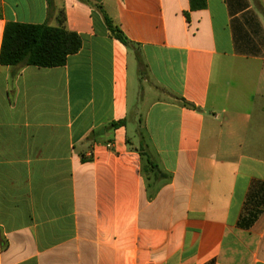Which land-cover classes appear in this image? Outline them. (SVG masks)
I'll return each mask as SVG.
<instances>
[{"label": "crops", "instance_id": "obj_1", "mask_svg": "<svg viewBox=\"0 0 264 264\" xmlns=\"http://www.w3.org/2000/svg\"><path fill=\"white\" fill-rule=\"evenodd\" d=\"M89 1L0 0L82 40L0 64V264H264V0Z\"/></svg>", "mask_w": 264, "mask_h": 264}, {"label": "trees", "instance_id": "obj_2", "mask_svg": "<svg viewBox=\"0 0 264 264\" xmlns=\"http://www.w3.org/2000/svg\"><path fill=\"white\" fill-rule=\"evenodd\" d=\"M89 5L101 14L110 35L120 41L127 48H134L135 45L125 36L122 30L114 24L113 20L106 14L99 5L89 0H79ZM206 0H190L192 11L205 9ZM64 14L60 20L59 27L44 25H29L20 23H9L5 27L3 42L0 54V64L4 66H33L39 68H57L66 64L69 56L79 52L82 47L81 38L67 30L64 25ZM192 109L195 106L185 103ZM125 125V122L112 124L113 128ZM139 150L144 159L143 172H159L158 165L152 159L145 142L143 134H140ZM259 212L249 213L244 219L247 224L253 223Z\"/></svg>", "mask_w": 264, "mask_h": 264}, {"label": "built area", "instance_id": "obj_3", "mask_svg": "<svg viewBox=\"0 0 264 264\" xmlns=\"http://www.w3.org/2000/svg\"><path fill=\"white\" fill-rule=\"evenodd\" d=\"M108 147H111V145H109Z\"/></svg>", "mask_w": 264, "mask_h": 264}]
</instances>
